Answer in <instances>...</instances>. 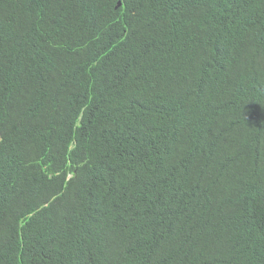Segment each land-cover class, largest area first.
<instances>
[{"label":"trees","instance_id":"1","mask_svg":"<svg viewBox=\"0 0 264 264\" xmlns=\"http://www.w3.org/2000/svg\"><path fill=\"white\" fill-rule=\"evenodd\" d=\"M0 264H264V0H0Z\"/></svg>","mask_w":264,"mask_h":264},{"label":"water","instance_id":"2","mask_svg":"<svg viewBox=\"0 0 264 264\" xmlns=\"http://www.w3.org/2000/svg\"><path fill=\"white\" fill-rule=\"evenodd\" d=\"M121 4V2H119V5Z\"/></svg>","mask_w":264,"mask_h":264}]
</instances>
